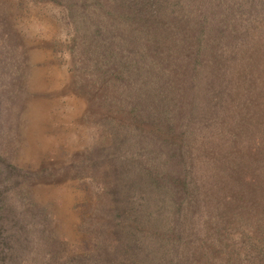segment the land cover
Instances as JSON below:
<instances>
[{"label":"trees","instance_id":"obj_1","mask_svg":"<svg viewBox=\"0 0 264 264\" xmlns=\"http://www.w3.org/2000/svg\"><path fill=\"white\" fill-rule=\"evenodd\" d=\"M53 1L109 109L73 264H264V0ZM19 237L0 232V264H22Z\"/></svg>","mask_w":264,"mask_h":264},{"label":"rangeland","instance_id":"obj_2","mask_svg":"<svg viewBox=\"0 0 264 264\" xmlns=\"http://www.w3.org/2000/svg\"><path fill=\"white\" fill-rule=\"evenodd\" d=\"M60 14L53 0H0V190L16 200L0 232L26 239L22 264H73L106 196L86 158L108 143L109 109L75 70Z\"/></svg>","mask_w":264,"mask_h":264}]
</instances>
